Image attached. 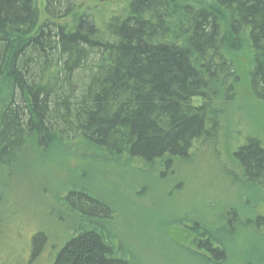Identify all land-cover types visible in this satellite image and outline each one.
Instances as JSON below:
<instances>
[{"label": "trees", "instance_id": "16d2710c", "mask_svg": "<svg viewBox=\"0 0 264 264\" xmlns=\"http://www.w3.org/2000/svg\"><path fill=\"white\" fill-rule=\"evenodd\" d=\"M83 1L43 0L46 19L39 23L37 0H0L1 165L27 142L45 148L58 140L110 161L169 171L195 144H210L218 130L215 104L234 98L229 52L243 48L252 55L251 95L264 107V0H129L103 31L86 13L75 14ZM232 159L235 182L250 195L239 196V207L223 218L239 208L248 216L236 221L257 244L248 264H264V215L254 213L264 205V146L243 139ZM63 204L77 216L69 224L76 217L88 227L71 225L75 235L51 264H132L95 223L108 216L101 201L69 190ZM43 232L31 237L30 259L46 246ZM198 237V250L222 256L220 240L207 231Z\"/></svg>", "mask_w": 264, "mask_h": 264}, {"label": "rangeland", "instance_id": "374dc122", "mask_svg": "<svg viewBox=\"0 0 264 264\" xmlns=\"http://www.w3.org/2000/svg\"><path fill=\"white\" fill-rule=\"evenodd\" d=\"M128 2L84 0L75 14L86 13L103 31L107 19L121 14ZM37 3L41 23L46 19L43 0ZM228 57L237 82L234 98L214 106L220 111L218 130L210 144H195L190 157L174 163L169 171L162 165L153 171L123 158L110 161L78 143L69 146L58 140L47 141L45 148L27 142L18 154L5 159L0 164V264H51L59 248L75 235L71 229L88 227L61 205L69 190L84 191L107 207L108 216L95 223L113 235V251L132 264L251 262L257 246L252 231L240 233L236 226V221L248 216L239 208L235 217H223L239 207V196L246 200L250 195L235 182L240 174L232 153L247 138H256L264 146V107L251 95L250 51L243 48ZM254 213L264 215L263 203H257ZM72 214L76 217L69 224ZM194 226L199 234L207 231L222 242V256L197 249L203 239L191 231ZM41 230L46 246L30 259L31 237Z\"/></svg>", "mask_w": 264, "mask_h": 264}, {"label": "flooded vegetation", "instance_id": "af4514ba", "mask_svg": "<svg viewBox=\"0 0 264 264\" xmlns=\"http://www.w3.org/2000/svg\"><path fill=\"white\" fill-rule=\"evenodd\" d=\"M77 193H79V192H77ZM64 243H65V242H64ZM62 246H63V245H62ZM62 246H61V247H62ZM61 247H60V248H61ZM60 248H59V250H60ZM43 249H44V248H43ZM43 249H42V250H43ZM42 250H41V251H42ZM59 250H58V251H59ZM58 251H57V252H58ZM57 252L55 253V255L57 254ZM55 255H54L53 259H52V262L54 261ZM52 262H51V263H52Z\"/></svg>", "mask_w": 264, "mask_h": 264}]
</instances>
